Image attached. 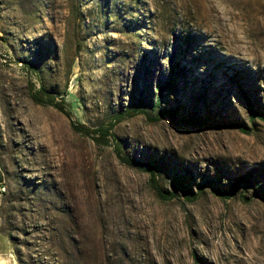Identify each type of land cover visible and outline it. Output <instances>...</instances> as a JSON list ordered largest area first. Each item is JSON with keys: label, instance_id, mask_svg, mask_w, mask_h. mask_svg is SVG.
I'll list each match as a JSON object with an SVG mask.
<instances>
[{"label": "rangeland", "instance_id": "rangeland-1", "mask_svg": "<svg viewBox=\"0 0 264 264\" xmlns=\"http://www.w3.org/2000/svg\"><path fill=\"white\" fill-rule=\"evenodd\" d=\"M0 30V230L19 264H264V0H0ZM133 106L121 153L94 139Z\"/></svg>", "mask_w": 264, "mask_h": 264}, {"label": "trees", "instance_id": "trees-1", "mask_svg": "<svg viewBox=\"0 0 264 264\" xmlns=\"http://www.w3.org/2000/svg\"><path fill=\"white\" fill-rule=\"evenodd\" d=\"M79 47V45L77 46ZM78 49V48H77ZM79 50V49H78ZM29 62V61H28ZM30 65L33 67L35 66L33 64V62H29ZM32 63V64H31ZM168 86V84L159 85V94H158V98H157V103L159 105L162 104L163 100H164V92L166 90V87ZM33 98L37 101V102H41V103H52L55 105V107L59 108L61 111H64L65 113L69 114L70 112L66 109L65 107V100H62L61 102H56L55 98L52 94V92L50 90L46 89V86H41L39 89H37L36 91H34L32 93ZM247 97V101L251 107V114L253 116V118H255L256 116H258L259 112L255 106L254 101L249 97V95H246ZM146 110H144L141 107L138 106H133L132 108L126 110L125 112H118L117 114H115L112 119L110 120L109 123L107 124H101L99 127H97L96 129H93L94 131L98 132L100 135L99 136H95L94 139L98 142V143H102L105 145L110 144V136L113 139L114 142V146L116 148V150L121 153L122 152V143L120 142V140L111 132L112 129L126 116H132L135 115L137 113H142ZM170 113L172 114V116L177 120H175L178 123H182V124H186V125H199V126H204V127H226V126H236L240 129L245 130L246 128L244 127V125L242 124V122H239L238 120H223V121H214L212 118H202L197 114H193V115H183V116H179L178 115V111H179V107H173V108H169ZM166 109L164 111L161 112L165 113ZM152 118V117H151ZM152 119H158L157 117H153ZM75 127L77 129H81L86 133H90L91 130L88 126H86L83 123H79V124H75ZM2 141L0 140V156H1V161L3 163V159H2ZM123 160L129 164H135L138 166H144V163L138 159H133L130 158L126 155H123ZM150 167V171L153 174V177L156 174V163L155 162H148ZM4 167V164H3ZM5 169V167H4ZM251 176H252V172H248L246 174L243 175V179H245L247 182L246 183H250L251 182ZM185 181H187V178L184 179ZM174 181L176 183V185H181L183 190H185V192H187V194L190 193V189H188L189 186H187V184H184L182 182V180L180 178L174 177ZM189 196V195H188ZM58 264H77L76 262H64L61 261Z\"/></svg>", "mask_w": 264, "mask_h": 264}, {"label": "crops", "instance_id": "crops-1", "mask_svg": "<svg viewBox=\"0 0 264 264\" xmlns=\"http://www.w3.org/2000/svg\"><path fill=\"white\" fill-rule=\"evenodd\" d=\"M1 32V30H0ZM7 186V174L3 167V163L1 161L0 156V196L2 195L1 186ZM0 264H19L11 244L9 243L7 237L3 232L0 230Z\"/></svg>", "mask_w": 264, "mask_h": 264}, {"label": "built area", "instance_id": "built-area-1", "mask_svg": "<svg viewBox=\"0 0 264 264\" xmlns=\"http://www.w3.org/2000/svg\"><path fill=\"white\" fill-rule=\"evenodd\" d=\"M6 190H7V186H6V185H2V186H1V191H2V192H5Z\"/></svg>", "mask_w": 264, "mask_h": 264}]
</instances>
